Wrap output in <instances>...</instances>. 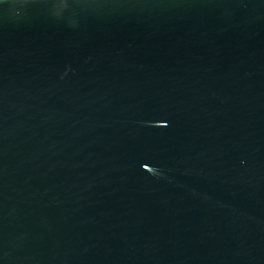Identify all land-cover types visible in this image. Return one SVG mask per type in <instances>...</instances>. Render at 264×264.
I'll list each match as a JSON object with an SVG mask.
<instances>
[{
  "label": "water",
  "instance_id": "1",
  "mask_svg": "<svg viewBox=\"0 0 264 264\" xmlns=\"http://www.w3.org/2000/svg\"><path fill=\"white\" fill-rule=\"evenodd\" d=\"M0 264H264V0H0Z\"/></svg>",
  "mask_w": 264,
  "mask_h": 264
}]
</instances>
